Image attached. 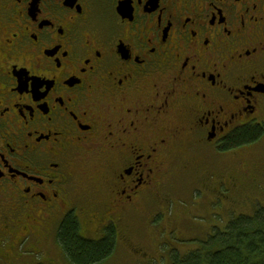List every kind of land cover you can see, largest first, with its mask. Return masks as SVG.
Listing matches in <instances>:
<instances>
[{
    "label": "flooded vegetation",
    "instance_id": "af4514ba",
    "mask_svg": "<svg viewBox=\"0 0 264 264\" xmlns=\"http://www.w3.org/2000/svg\"><path fill=\"white\" fill-rule=\"evenodd\" d=\"M0 52V253L15 264L19 242L56 248L68 216L129 246L181 176L217 193V158L264 137V0H0Z\"/></svg>",
    "mask_w": 264,
    "mask_h": 264
},
{
    "label": "rangeland",
    "instance_id": "374dc122",
    "mask_svg": "<svg viewBox=\"0 0 264 264\" xmlns=\"http://www.w3.org/2000/svg\"><path fill=\"white\" fill-rule=\"evenodd\" d=\"M217 163L221 172H226L218 184L216 180L217 193L196 189L199 183L187 179L188 175L181 176L175 189L168 190V201L160 200L146 209L144 221H138L129 237L130 245L119 238L114 254L102 264H170L173 253L188 255L200 248L208 234L222 232L232 220L252 216L257 208L264 207V137L256 144L228 151L217 158ZM239 165L243 167L242 178L237 171ZM159 212L158 219L150 224L148 219ZM104 235V231L96 235L82 229L86 239L100 240ZM29 245L17 243L23 257L20 264H69L59 243L56 248L53 243L47 246L48 254L30 251ZM0 254V264H15L13 250L5 247Z\"/></svg>",
    "mask_w": 264,
    "mask_h": 264
},
{
    "label": "trees",
    "instance_id": "16d2710c",
    "mask_svg": "<svg viewBox=\"0 0 264 264\" xmlns=\"http://www.w3.org/2000/svg\"><path fill=\"white\" fill-rule=\"evenodd\" d=\"M254 132L243 135L236 144L255 139ZM253 214L232 220L222 232L208 234L200 248L188 255L173 253L170 264H264V207ZM58 243L69 264H102L116 249L114 235L100 241L84 238L78 219L72 216L61 224Z\"/></svg>",
    "mask_w": 264,
    "mask_h": 264
},
{
    "label": "snow or ice",
    "instance_id": "6c2138e0",
    "mask_svg": "<svg viewBox=\"0 0 264 264\" xmlns=\"http://www.w3.org/2000/svg\"><path fill=\"white\" fill-rule=\"evenodd\" d=\"M10 42L11 41L9 40V43ZM2 56H3V53L0 52V57H2ZM0 87H2V86H0ZM24 87L31 88L33 90L34 94L39 99V95H40V93H41V91H42V89L44 87V82L43 81H38V80L26 81L24 83ZM2 103H3V100H2V98H0V104H2ZM0 115H3V112H0ZM64 179H65V181H67L69 183H72V178L71 177L65 176Z\"/></svg>",
    "mask_w": 264,
    "mask_h": 264
}]
</instances>
